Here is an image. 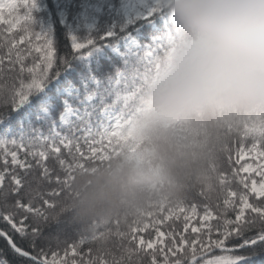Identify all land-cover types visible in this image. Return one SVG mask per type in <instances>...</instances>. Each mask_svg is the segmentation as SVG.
Masks as SVG:
<instances>
[{
	"label": "trees",
	"instance_id": "1",
	"mask_svg": "<svg viewBox=\"0 0 264 264\" xmlns=\"http://www.w3.org/2000/svg\"><path fill=\"white\" fill-rule=\"evenodd\" d=\"M126 1L128 0H35L31 10L34 27L51 36L56 50L54 58L55 55H58L59 61L58 63L54 62V71L50 77L42 82V86L33 89L26 101L31 100L33 104L40 105L41 99L44 97L43 90L48 86H55L58 79L67 75L83 92L87 91V94L96 95L95 100L88 105V110L93 118L97 117L104 109H110L120 118L118 135L116 137L108 135L110 146H115V149L104 162L90 166L89 170L107 164L117 157L126 156L135 160L144 171L150 180L149 185L158 184L161 186L168 206L179 201H187L183 206L182 215L191 213L192 205L196 206V213L203 214L206 201L200 192L202 190L207 192L210 189L206 183V170H216L217 175L219 167L229 173L234 169L240 170L241 165L237 163L236 155L239 150H252L254 140L251 135L245 137L242 132L237 135L235 133L249 122L264 121V116H249L239 121L221 117L217 124L200 123L196 125L187 122L181 124L187 131L186 139L182 142L175 140L173 144L137 136L135 121L139 106V93L149 77L158 69L156 60L162 54L168 41L161 42L150 57L147 56L145 44L153 45V37H160L168 31L171 32L173 21L165 5L159 6L152 2L148 3L147 7L141 11L140 17L127 20L122 13H116ZM110 7L112 9H109ZM23 11V9L20 10L21 14ZM24 27L27 25L21 22L20 26L9 33L6 32L7 25H0V55L7 52V48L4 47L7 43L6 37L15 38L18 41L13 46V55L16 58L17 71L20 66H23L24 73L17 76V80H22L26 86L31 83L27 69L33 67V57H39L36 60V63L39 64L44 59V54L35 51L36 47L41 46L40 41H33L31 51H29L28 45L24 46V49L18 47L22 41L20 37L25 35L21 30ZM130 37L139 41L141 47L130 46L127 43ZM28 38L31 39L30 36ZM77 43L84 47L76 49ZM115 47H118L120 54L113 51ZM120 72H123L124 76L117 84L116 76ZM2 86L0 85V87ZM69 100L74 106H77L79 101L73 97H70ZM20 105H17L15 110L5 109L7 117L0 119V122L17 118L16 109ZM56 106L57 109L52 111L51 116L45 117L41 122L33 120L34 135L31 140H38L40 130L44 136L50 133L52 124L59 120V115L63 111L61 103H57ZM86 122L85 118L81 122H76V126L79 127ZM60 129L70 135V140H80L72 136L69 129ZM56 140L55 138L52 141ZM226 145H228V151L223 153V148ZM255 150L259 153L264 151V147L257 143ZM20 153L24 159V151H20ZM29 162L35 164V160L31 157H29ZM47 163L50 168L55 169L53 176L57 173L61 176L64 175L60 166L51 158ZM3 168V162L0 160V171H3ZM16 171L22 177L25 176L23 169H16ZM239 174L243 176L241 171ZM40 175L41 169L39 168H35L33 172L27 174V179L32 181L33 187L36 186L33 177ZM9 180L10 178L6 175V187L0 189V230L11 238L19 251L31 255L38 261L15 251L9 241L0 235V259H3L6 264H42L43 256L48 252L56 251L60 252V255H64L63 249L71 245L77 246L79 255L74 257V254L69 250L68 260L75 258L79 264L87 259L96 260L98 255L108 261H111L112 255L119 257L120 250L117 244L119 238L110 237L109 242H106V231L108 229L115 230L116 222L119 221L120 230L128 232L127 223L131 224L138 214L128 217L126 220H114L109 224H101L94 229L87 230L86 225L75 220L71 212H63L43 221L30 218L29 225L39 228V231L30 230L24 234L18 232L5 220L4 213H12L14 202L18 199H28V187L22 189L18 196L10 195L8 194L11 192V187L8 186ZM58 187L54 180L43 182L45 192L51 193ZM232 187L233 190H236L235 182ZM214 191L221 199L227 195V190L219 188L218 185ZM51 198L49 197V199ZM17 216L19 218L20 213H17ZM133 226L135 227V225ZM177 226L176 222H171L169 229ZM177 228L179 232L182 231L181 226ZM255 228V231L246 228L238 238L230 239V243L235 247L231 255L239 258L235 264H264V239H260V237H264V226L258 222ZM93 234L98 236L95 242H105L104 251L97 253L98 245L91 239ZM140 235L153 237L150 230L145 233L138 232L137 238ZM81 238L86 242L80 244ZM130 240V236L124 240L125 247L129 245ZM249 241L256 242L248 243ZM90 249L92 251H89ZM146 251L153 250L146 249ZM221 254L223 253L216 251L209 256ZM49 258H51L50 255ZM158 259L162 260V257L160 256Z\"/></svg>",
	"mask_w": 264,
	"mask_h": 264
},
{
	"label": "clouds",
	"instance_id": "2",
	"mask_svg": "<svg viewBox=\"0 0 264 264\" xmlns=\"http://www.w3.org/2000/svg\"><path fill=\"white\" fill-rule=\"evenodd\" d=\"M173 21L158 69L139 93L136 134L173 144L175 129L264 116V0H164ZM218 175L206 170L213 189ZM150 180L126 156L75 175L50 212L87 230L136 216ZM104 251V241L95 242Z\"/></svg>",
	"mask_w": 264,
	"mask_h": 264
},
{
	"label": "snow or ice",
	"instance_id": "3",
	"mask_svg": "<svg viewBox=\"0 0 264 264\" xmlns=\"http://www.w3.org/2000/svg\"><path fill=\"white\" fill-rule=\"evenodd\" d=\"M35 0H0V24L7 25L6 32H13L23 22L27 27L21 30L25 33L20 37L21 40H28L29 51L32 48V41H40L41 46L36 47V52H43L44 59L41 63H36L38 56L33 57V67L27 69V75L31 78V83L26 86L22 80H17V76L24 73V67L20 66L17 71L16 58L13 55V46L18 43L15 38H8L4 47L7 52L0 55V119H6L5 109H13L17 105L23 104L31 91L37 86H42V82L50 77L54 71V62L58 63L59 56L56 52L51 36L36 29L33 24L31 10ZM23 9L21 14L20 10ZM155 11V9H153ZM84 45L77 43L76 49H81ZM43 65V67H41ZM39 69V71H37ZM16 73V75H13ZM19 89V90H18ZM243 133L245 137L252 136L254 143L252 149L255 150L257 143L264 147V121L249 122L242 126L241 130L235 135ZM107 131L92 135L81 140L62 139L56 141L48 140H2L0 141V159L3 161V171H0V189H5L6 175L10 178L8 186L11 187L10 195L18 196L22 189L28 187V199H18L14 202L12 213H4V218L14 229L19 232L39 231V228H33L29 225V219L34 218L40 221L48 219L50 212L56 207V201L60 199L61 194L70 188L72 180L78 171L89 170L90 166L98 165L104 162L111 152L105 150L101 152L98 145L103 143ZM100 140H97V137ZM116 137L115 132L111 133ZM24 151V159L19 156L20 151ZM228 151V145L223 148V153ZM259 157H264V151L257 153ZM29 157L35 160L33 165L29 162ZM51 158L63 170L64 175L57 173L53 176L54 168H50L47 161ZM241 158H243L241 156ZM35 168L41 169L39 177H33L36 186L33 187L32 181L27 179V174L33 172ZM16 169H23L25 176H21ZM240 171L244 173L258 172L259 181L253 178L241 176ZM55 181L59 186L57 190L51 193L43 190V182ZM235 182L236 190H233ZM227 190V195L221 197L215 193L216 186ZM200 195L204 197V211L202 217L196 220L195 226L190 227L191 216L185 215L182 220L183 229L179 233L169 232L170 240L167 250L164 247H157L153 240H145L143 235L137 238V233L147 228L145 223L147 217H153V227L161 223V220L167 219L176 214V219L180 220L179 212L184 210L183 206L187 201H179L170 206L161 207L157 211H150L139 214L134 218L131 224L127 223L128 232L120 230L119 221L116 222L115 230L108 229L105 234L106 242L110 237H118L120 254L117 258L112 255L111 261L103 260L99 255L96 260L89 259L81 261V264H235L238 257H233L231 253L235 247L230 243V239L238 238L244 229L256 230L255 226L259 222L264 226V163L257 168L252 164L242 165L240 170H233L231 173L221 169L218 170V179L213 189L207 192L202 190ZM49 197H52L49 199ZM215 209V211H213ZM167 210V215L158 217L159 213ZM193 214L196 213V206H191ZM17 213H20L18 218ZM135 225V227L133 226ZM190 229V231H189ZM183 233H188L184 235ZM0 234H3L0 232ZM157 235L163 237L164 232L157 229ZM131 240L128 246H124V240ZM98 238L93 234L92 241ZM264 239V237H260ZM86 241L81 238L80 244ZM135 242V243H133ZM249 241L248 243H255ZM146 249H154L146 251ZM69 250L76 255L77 246L71 245L63 249L64 255ZM219 250L221 255H212ZM89 251H92L91 249ZM97 251V250H96ZM100 251H97L99 253ZM179 253V255H178ZM111 254V253H108ZM49 255L51 259H49ZM60 252H51L43 256L44 264H77L75 258L71 260H57ZM162 256L160 260L158 257Z\"/></svg>",
	"mask_w": 264,
	"mask_h": 264
},
{
	"label": "rangeland",
	"instance_id": "4",
	"mask_svg": "<svg viewBox=\"0 0 264 264\" xmlns=\"http://www.w3.org/2000/svg\"><path fill=\"white\" fill-rule=\"evenodd\" d=\"M150 2L159 6L165 5L164 0H128L116 11V13H122V15L127 20H130L133 17H140L141 11L144 10L147 7L148 3ZM109 9H112V7H110ZM169 34L170 32H167L162 37L152 39L154 45L146 46L148 56L152 55V52L155 51L154 49L161 42L165 40L168 41ZM28 40H22L18 44V47L20 46L23 47L24 49L25 48L24 46L27 45L29 46ZM127 42L129 43V45H132L133 47L136 48L140 47V45L136 42V40L133 37L129 38ZM32 46H33V41H32ZM121 77H122V73L118 74L117 79H120ZM49 90H51V92H48ZM42 94L44 95V97L41 99L40 105L33 104L31 100L26 101L16 109L18 113L17 118L12 119L10 121L8 120L5 122H0V141L31 140L34 135L33 120L35 119L36 122H41L42 120L45 119V117L51 116L52 111L57 109L56 104L61 103L63 107V111L59 115V120H57L52 124L49 134H46L44 136L42 130H40L38 132V138H37L38 140L52 141L55 138L57 140L69 139L70 135L62 132L60 128L69 129L71 135L77 137V139L80 140L92 135H99L107 131V134L104 136L103 143L99 144L98 147L101 152H104L105 150L111 152L112 146H110L108 134H111L112 132H115V135L118 134L119 119L116 116L111 115V113L108 114V112L105 110L101 112L100 114L101 117H95V118L92 117V115L88 110L87 105H89L95 99L96 96L95 94H87V91L83 92L78 86L75 85V82L72 79H70L67 75H65L62 79H58L56 81L55 86H48L47 88H45ZM82 95L83 98H81ZM70 97L79 100L77 106H74L73 103L69 100ZM83 118H86L89 121L85 123V125L83 126L76 127L74 122H79L83 120ZM186 132L187 131L181 125L178 126L174 132V140H176L177 142H182L183 140L186 139L187 136ZM97 140L98 141L100 140L99 136L97 137ZM2 151L3 149H0V152ZM19 156L22 159L20 152H19ZM241 156L243 158H241ZM236 159H237V163L241 166L250 163L253 165L254 168L257 169L261 163H264V157H259L257 155L256 150L253 149L239 150L236 155ZM0 160L2 161V159ZM241 173L243 176L256 179L257 181H259L260 179L258 172L244 173L243 171H241ZM149 188L152 194L151 198L149 199L145 207L138 211L137 213L138 215L145 212L157 211L161 207L168 206L166 198L164 196V193L160 185L152 184L149 185ZM182 212L178 213L180 215V220L176 219L177 213H174L172 216L168 217L167 219L161 220V223L157 224L155 227H153V217H147L145 223L148 224V227L143 228V225H140L139 227L142 229L141 233H145L148 230L152 231L153 237L150 238V237H145L143 235L144 239L145 240L151 239L154 241L157 247H164V249L167 250V246L169 242L168 240H170V236L168 235V233L169 232L179 233V230L177 228L178 226H181L183 229L182 220L185 215L192 217L190 221V227L195 226L196 220L200 219V217H202L203 215L198 213L193 214L192 212L188 214L183 213L182 215ZM166 215H167V210H165L162 213H159L157 218ZM171 222L172 223L176 222L178 226L169 229ZM157 229H159L160 232H164L165 235L163 237L158 236ZM21 233L25 234V232H21ZM183 234L188 235V233H183ZM147 250H154V249H147ZM57 260L58 261L68 260V257L67 255H59L57 257ZM41 262H44V260H42ZM0 264H6V262L3 259H0ZM77 264H79L78 261Z\"/></svg>",
	"mask_w": 264,
	"mask_h": 264
},
{
	"label": "water",
	"instance_id": "5",
	"mask_svg": "<svg viewBox=\"0 0 264 264\" xmlns=\"http://www.w3.org/2000/svg\"><path fill=\"white\" fill-rule=\"evenodd\" d=\"M0 232L3 233V234H0V235H2L6 240L9 241L10 246H11L15 251H17V252L23 254V255L26 256V257L32 258V259H34V260H37V259L33 258L32 256L28 255L27 253H22V252H20V251L18 250L17 246H16V245L14 244V242L11 240V238H10L5 232H3L2 230H0ZM216 251H219V250H216ZM216 251H215V252H216ZM210 254H212V253H210ZM210 254H209V255H210ZM37 261H38V260H37ZM42 264H44V262H42Z\"/></svg>",
	"mask_w": 264,
	"mask_h": 264
}]
</instances>
